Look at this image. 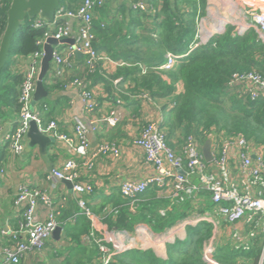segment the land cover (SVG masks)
<instances>
[{
  "label": "built area",
  "instance_id": "2783aa9c",
  "mask_svg": "<svg viewBox=\"0 0 264 264\" xmlns=\"http://www.w3.org/2000/svg\"><path fill=\"white\" fill-rule=\"evenodd\" d=\"M106 2L107 0H78L75 9L61 6L56 11L53 21L39 16L32 21L34 28L46 27L48 31L44 38L37 41L40 48L28 56L29 64L23 73L20 85V116L15 130L7 134L5 138L14 154L19 156L23 153L25 137L31 121H35L43 133L65 141L74 154L81 157L88 154V135L96 128L95 123L89 124L80 116H74V135L65 134L59 130L57 120L53 119L44 123L41 112L35 108L33 100L41 61L45 54L44 44L49 37H54L59 41L74 39V43L67 44L64 52L54 49L51 66L53 72L50 74V80H63L68 69L73 67L71 57L74 58L77 54L83 55L85 69L89 73L94 72L102 61L114 62L93 46V19L98 9ZM257 4L259 5L258 2ZM132 8L143 12L155 10L144 0L133 1ZM60 22L62 25L58 26ZM250 28H254L264 41V5H256L249 12L247 29H235L233 35H241ZM219 34L222 32L216 35ZM194 43L192 49L198 47ZM186 55L168 52L166 61L159 69L175 68ZM145 71L144 68L143 72ZM69 83L79 89V96L85 109L89 112L94 111L98 102L94 92L88 87L87 81L77 76ZM228 84L234 92L244 93L251 100L264 98V74L261 72L234 73ZM135 98L153 101L146 92L136 94ZM122 103L119 96L116 104ZM103 120L110 126L117 125L119 121L117 109H111ZM167 134L164 121L161 119H148L144 123L140 134L134 139V145L144 151L146 160L154 166L155 173L143 179L122 181L120 185L122 197L131 207L137 208L139 202L142 201L141 196L151 189H163L172 185L173 190L170 196L172 202L176 204L192 201L200 191H206L214 204V212L196 213L189 216L185 220L186 226H195L203 221L213 226L215 224L228 225L232 228V248L246 252L255 251L258 255L256 262L254 258H250L251 263L244 262L245 259L237 264H264V145L258 144L243 134L230 135L223 132L219 134L211 132L209 136L211 143L214 144L211 149L212 160L207 161L203 145L192 136L188 137L182 147V153L179 154L168 143ZM121 153L122 150L118 143L104 141L98 146L94 155L120 157ZM233 165L238 171L239 181L233 179ZM76 167L75 160L70 159L62 169H53L51 175L58 180L67 179L73 182V191L78 195L80 210L71 220L75 222L81 215L90 220V232L85 237L88 243L97 248L99 261L97 264H113L114 257L119 255L121 250L117 245L112 249L109 229L103 226L102 220L89 207L87 200L81 196L91 194L94 186L88 182H75L78 177ZM194 179L197 181H193ZM41 204L50 209L45 220L40 219L38 215ZM13 205L20 219L16 227L7 225L0 230L1 235L8 236L13 241V246L0 244V264H20L30 252L42 250L53 231L61 226L58 220L60 211L54 209L53 196L47 190L23 184L19 187ZM108 209L106 207L105 214L116 215L119 212V208ZM166 212L164 208L159 209L162 216H165ZM240 222L246 225L245 231L237 226ZM216 251L217 246L213 240L204 242L203 260L205 264H222L215 258Z\"/></svg>",
  "mask_w": 264,
  "mask_h": 264
},
{
  "label": "trees",
  "instance_id": "16d2710c",
  "mask_svg": "<svg viewBox=\"0 0 264 264\" xmlns=\"http://www.w3.org/2000/svg\"><path fill=\"white\" fill-rule=\"evenodd\" d=\"M12 1L0 0V42L7 27ZM77 3L78 0H61V6L68 9H75ZM147 3L155 10L143 12L129 9V17L123 15V22L127 21L125 29L117 25L119 22L114 21V18L105 22L94 17L93 46L118 63V67L115 73L107 75L99 63L94 72L86 71L85 80L94 83L103 81L107 86L112 84L117 88L124 87V90L119 89L118 95L126 99L130 98V94L136 96L144 92L153 101L170 99L171 102L164 104L162 109L165 114L164 127L168 133L167 141L175 150L174 140L183 147L188 137L192 136L199 144L204 145L206 141H211V132L243 134L264 145V98L251 100L244 93L234 92L228 84L234 73L258 71L264 74V41L258 32L250 28L243 34L234 36V27L230 25L207 44L192 49L196 37V20L199 15L204 14L206 0H147ZM34 18L36 17L27 16L20 24L0 76V106L10 105L19 114L18 86L22 83L23 74L11 73L10 64L14 56L28 57L40 48L37 41L44 38L48 29L34 28ZM119 21L121 22L120 18ZM149 22L151 25L147 26ZM60 25L61 22L58 23ZM168 52L187 55L175 68L161 70L159 67L166 61ZM119 77L120 80L115 84L114 80ZM72 79L50 80L47 74L44 85L48 92H52ZM127 82L133 86L126 87ZM47 104L50 105V102L44 98L34 104L41 112L44 123L52 119L50 117L46 121L43 112H46L47 117L54 114ZM151 191L155 190L147 191L141 196L142 201L139 202L137 211L158 230L171 225L174 215L172 212H166L165 216L159 213L166 202L155 197V193ZM124 203L126 204L120 205L118 214L108 213L103 216L111 231L114 228L129 227L135 220L129 212V203ZM79 210L77 206L76 212ZM60 213L58 220L62 228L73 242L80 244L81 236L90 232L89 219L84 215L78 216L72 225V212L65 208ZM212 234L213 224L203 221L195 226H188L184 240L168 245V257L165 259L156 256L152 250L133 249L117 255V263L205 264L203 246ZM92 247L93 254L97 248L95 245ZM252 253L256 252L235 250L225 245L217 248L215 258L219 263L233 264L240 258H250ZM71 256L63 264H86L84 261L70 260Z\"/></svg>",
  "mask_w": 264,
  "mask_h": 264
},
{
  "label": "crops",
  "instance_id": "0c3cea01",
  "mask_svg": "<svg viewBox=\"0 0 264 264\" xmlns=\"http://www.w3.org/2000/svg\"><path fill=\"white\" fill-rule=\"evenodd\" d=\"M133 1L107 0L106 4L96 12L95 18L99 17L105 22L114 18V21L119 22L117 25L125 29L127 21L123 22V15L129 17L128 10L133 9ZM144 1L147 3V0ZM256 5H264V0H206L204 14L199 15L196 20L197 34L194 45L207 44L213 35L223 33L230 25L234 27V30L247 29L249 12ZM148 25L151 23L149 22ZM67 44V42L59 43L54 45V49L64 52ZM71 58L73 67L68 69L65 78L72 79L81 76L85 79L84 57L77 54ZM100 63L102 70L107 75L117 71L118 63L116 62L102 61ZM28 64L29 58L27 56H14L10 64V71L15 75L23 74ZM52 72L51 67L48 74L49 79ZM119 80L120 77L115 79V84ZM69 82L62 85L61 88L48 92V96L44 99L50 102V105L47 104L48 109H52L54 114L47 117L46 112H43V116L46 121L50 117L52 120H57L59 130L68 135H74V116H80L86 123H95L96 128L90 131L88 135L89 149L88 154L84 157L74 154L65 141L57 140L54 137L43 150L39 145L31 146L30 138L27 135L23 153L19 156L14 154L5 138L16 127L20 114L17 109L10 105L2 104L0 106V230L7 225L12 227L18 225L20 215L15 209L13 201L19 187L23 184L47 190L53 196L54 209L61 212L66 208L72 212L71 216L79 212H76L77 206H79L78 195L73 191V186H69L63 180H58L51 175L53 169H62L70 159L77 163L78 177L75 182H88L94 186V191L91 194L81 196L87 200L90 208L96 214L98 213L97 216L102 220L105 228L108 226L101 218L105 214L106 206L110 210L113 208L120 209L121 204H126L124 201L127 200L122 197L120 192L121 182L128 179H143L155 173V168L147 162L144 151L134 145V139L140 134L142 126L148 119L164 121L165 114L162 106L169 104L171 100L165 98L158 101H147L136 99L133 94H130L129 99L122 96L123 103L116 104L119 89L124 90V87L117 88L113 87L112 84L107 86L106 82L103 81L94 83L89 80L87 82L88 87L94 92L98 102L95 110L89 112L85 109L79 96V89L71 86ZM125 86L130 88L133 84L127 82ZM113 108L118 111L119 121L117 125L110 126L103 119ZM104 141L118 143L122 150L121 156L94 155L98 146ZM173 142L176 151L181 154L182 146H179L177 140ZM212 145H214L213 142L211 149ZM232 176L235 181H239V174L234 165L232 166ZM193 181L196 182L197 180L194 179ZM172 190L171 185L151 191L155 193V197L166 202L163 208L174 215L171 225L157 230L149 221L141 217L137 211L138 208L128 204L129 212L135 217V220L130 223L129 227L114 228L112 231L108 228L112 237L110 242L112 249L117 245L121 253L133 249L152 250L156 256L165 259L168 257V245L187 237L188 226H186L185 220L189 216L196 213L214 212V204L206 191H200L192 201L176 204L172 202L170 196ZM186 204L189 205L186 206ZM188 206L190 207L185 210L184 208ZM49 212L50 209L45 205L39 206L38 215L40 219L45 220ZM60 215L62 214L60 213ZM71 219L70 223L73 225L74 222ZM237 226L244 231L247 229L244 222L238 223ZM228 232L227 238L224 233L228 234ZM231 234L232 228L230 226L215 224L213 234L208 240L210 242L213 240L217 248L225 245L232 248ZM0 244L13 246V241L10 237L0 234ZM92 249L94 248L92 244L87 242L85 235L81 236L80 244H77L62 228L60 238L54 237L52 233L44 248L40 251L30 252L22 259L21 264H63L69 255H72L70 258L72 261H84L86 264H91L90 260L93 259V264H97L99 263L97 251L92 254ZM116 257L117 255L114 257L113 264H118ZM246 259L251 260L249 257ZM240 260L241 258L233 264L239 263Z\"/></svg>",
  "mask_w": 264,
  "mask_h": 264
},
{
  "label": "water",
  "instance_id": "95a60500",
  "mask_svg": "<svg viewBox=\"0 0 264 264\" xmlns=\"http://www.w3.org/2000/svg\"><path fill=\"white\" fill-rule=\"evenodd\" d=\"M61 7V0H13L12 5L8 11V23L3 34L1 43H0V76L5 66L9 49L12 44V40L15 36L16 31L20 27V24L26 19L37 17L41 15L48 19L49 21H53L56 15V11ZM74 43V39H64L57 40L54 37H49L44 44V56L41 61L40 72L38 75V79L36 82V90L34 93L33 103L35 104L37 101L46 98L48 96V91L44 85V78L47 74H49L51 70V66L53 63V51L54 45L59 43ZM83 56L82 54H78ZM27 136L30 138V145H39V147L43 150L47 143L51 140V136L43 133L35 121L30 122V127L27 132ZM203 152L207 161L212 160L211 153V143L210 141H206L204 144ZM254 158L256 156H253ZM63 182L67 183L69 186H73V182L64 179ZM62 227L58 226L53 231V236L56 238H60Z\"/></svg>",
  "mask_w": 264,
  "mask_h": 264
},
{
  "label": "rangeland",
  "instance_id": "374dc122",
  "mask_svg": "<svg viewBox=\"0 0 264 264\" xmlns=\"http://www.w3.org/2000/svg\"><path fill=\"white\" fill-rule=\"evenodd\" d=\"M224 235H226L227 236V238H228V235H229V232H228V234H225L224 233ZM260 246V248L258 249L259 251H260V249H261V244L259 245ZM247 257H245V258H241V260H245ZM250 258L251 259H253L254 258V261L256 262L257 261V259H258V255L256 254V253H252V255L250 256ZM247 260V259H246ZM252 260H250V261H244V262H251Z\"/></svg>",
  "mask_w": 264,
  "mask_h": 264
}]
</instances>
